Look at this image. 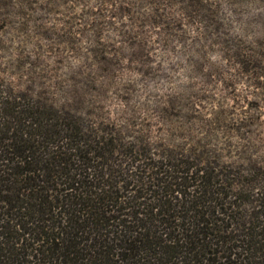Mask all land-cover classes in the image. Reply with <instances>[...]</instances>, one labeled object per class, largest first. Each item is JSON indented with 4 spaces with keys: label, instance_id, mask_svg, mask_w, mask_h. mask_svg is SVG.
<instances>
[{
    "label": "rangeland",
    "instance_id": "rangeland-1",
    "mask_svg": "<svg viewBox=\"0 0 264 264\" xmlns=\"http://www.w3.org/2000/svg\"><path fill=\"white\" fill-rule=\"evenodd\" d=\"M8 94L260 180L264 0H0Z\"/></svg>",
    "mask_w": 264,
    "mask_h": 264
},
{
    "label": "trees",
    "instance_id": "trees-1",
    "mask_svg": "<svg viewBox=\"0 0 264 264\" xmlns=\"http://www.w3.org/2000/svg\"><path fill=\"white\" fill-rule=\"evenodd\" d=\"M85 128L0 95V264H264V178Z\"/></svg>",
    "mask_w": 264,
    "mask_h": 264
}]
</instances>
